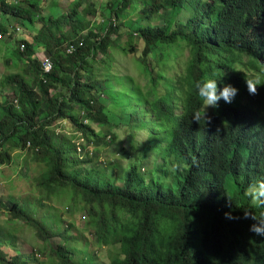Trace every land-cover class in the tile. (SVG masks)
I'll use <instances>...</instances> for the list:
<instances>
[{"label":"trees","instance_id":"obj_1","mask_svg":"<svg viewBox=\"0 0 264 264\" xmlns=\"http://www.w3.org/2000/svg\"><path fill=\"white\" fill-rule=\"evenodd\" d=\"M73 5L72 13L55 17L44 15L47 6L36 2L27 9L0 0L1 41L14 46L5 64L21 66L0 81V165L27 150L51 159L38 181L44 217H34L28 200L11 202V217L34 225L44 240L61 239L56 249L51 244L52 264H93L90 255L75 261L79 231L63 228L64 214L48 204L53 197H64L67 211L85 214L86 230L99 246L115 247L110 264H264V237L249 230L256 221L244 218L245 211L264 217V207L245 195L249 185L264 179V85L252 95L245 83V73L264 72V0H73ZM84 14L95 18L96 26ZM14 20L23 28L12 25ZM120 26L145 44L140 60L149 80L137 85V97L144 100L139 103L147 107L143 112L151 127L144 128L142 140L130 133L128 145L116 142L120 159L110 163L106 176H95L94 166L84 173L73 170V163L82 168L93 160L71 158L76 151L71 137L106 141L108 133L97 132L94 124H109L113 114L126 118L101 100L109 79L100 81L87 71L98 54L108 56L112 35H122ZM72 45L75 51L67 56L65 48ZM160 46L168 59L166 47L189 49L184 71L167 83V72L150 59ZM122 51L133 53L134 47ZM41 55L53 63L49 74ZM104 63L109 70L112 61ZM208 78L216 79L221 91L226 84L239 91L232 103L221 98L218 108H208L210 123H198L193 115L203 106L195 85ZM3 89L14 100L5 98ZM67 122L75 134L60 140L53 127ZM107 132L113 140L119 136L111 127ZM1 207L9 208L0 200ZM226 212L238 218H226ZM5 237L0 233L2 242L17 248L16 234ZM0 264L42 263L0 252Z\"/></svg>","mask_w":264,"mask_h":264},{"label":"rangeland","instance_id":"obj_2","mask_svg":"<svg viewBox=\"0 0 264 264\" xmlns=\"http://www.w3.org/2000/svg\"><path fill=\"white\" fill-rule=\"evenodd\" d=\"M45 1H47V5H44ZM103 1L104 0H102V2ZM8 2L12 4L14 2H20V5L27 9L30 7L31 2H36L43 8L47 6L48 9H45L46 11L43 10L44 15H47V11H49L50 14L55 17L72 13L74 6L73 0H8ZM85 5L83 7H85ZM79 13L81 14L82 12L80 11ZM85 16L87 15L84 14L83 17ZM86 20L90 22V26H96L97 24L93 17L87 16ZM128 21H130V17ZM11 23L18 27V29L23 28L21 23L17 22V20ZM26 26L30 30L33 29L29 24ZM118 30L122 32V35H112L111 42L114 47L109 49L107 52L108 56L107 54L106 56L102 53L98 54L94 68L87 69V71L88 75H93L95 79L100 81L101 79H105V81L109 79V83L105 84L106 94L102 96L101 100L105 105H108L114 113L121 112L126 118H121L113 114L110 116L111 122L109 124L101 125L100 123H95L94 128L97 132L101 134L108 133L106 141L101 140L98 143H94L85 140L81 144V152L79 153L76 147L77 151H73L71 157L74 161L86 160V157L92 158L93 162L84 165L82 168L79 167V163H73V167L76 166L73 170L84 173L90 171L92 166H94L93 175L95 176H102L108 173L110 169L113 168L110 163L120 159V156L115 151L116 142L123 141L128 145L130 143V133H134L133 135L136 134L138 136L137 139L142 140L146 136V130H144V128L151 127L150 117H146L145 112H143L147 107L139 103L144 100H138L139 97H137L139 92L137 85L141 84L146 86L149 80L145 72V63L140 60L145 44L135 33H133V37H131L130 33L132 32L127 28L120 26ZM1 40L3 41L4 39L0 38V81L8 75L18 73V70L21 68L20 65L17 66L14 64L13 66V64H5L6 56V58H13L14 46L13 44H6ZM132 46L134 47L133 53H125L122 51V48L129 49ZM162 49H164V47L160 46V48L155 51L157 52L155 55L156 57L151 55L150 59H155V61L161 65L158 70L162 68L163 71L167 72V76L164 79V83H167L170 79H177V76L184 71L189 57V49L182 47L178 48L176 46L166 47V51L172 55L169 59L162 52ZM161 52L163 53L164 60H160V58L157 57ZM40 57L44 58L46 56L41 55ZM108 59L112 61L109 70H107V67H105L106 63H104V61ZM164 63L166 66L163 65ZM243 69L245 68L243 67ZM128 76H131L134 80L130 79ZM87 78L88 76L84 79ZM118 86L120 88H118ZM165 87L167 88L166 85ZM140 88L143 89V87ZM1 92H4L5 98L7 97L10 100L14 97L12 92L8 89H3ZM151 99H154V97ZM2 116L3 114L0 112V119ZM127 123L135 126L133 127ZM154 123L157 128L160 127L157 121H154ZM110 127L116 133L119 132V136H117L115 140H113L112 135L109 134L110 132H107ZM53 129L57 130L60 140H63L64 134L68 137L75 134L73 124L69 122L65 123L61 128H56L54 126ZM71 139L72 141L74 140L76 144V140H79L80 137L77 139L71 137ZM78 142L81 143L80 140ZM68 145L69 144H66L67 147ZM13 156H16L14 157V161L11 160L4 165H0V200L5 202L7 207H9L8 209L4 207L0 208V233L2 238H6V233L13 232L16 234L18 236V249L9 245V242L4 243L0 240V252L6 253L9 258L20 255L21 262L31 256V258L39 259V262L42 264H52L53 259L56 258L52 245L54 249H56L61 239L53 237L49 240H44L39 235L34 225H29L28 223L13 219L10 211L11 202L26 203L25 201L28 200V202L31 203H28L30 208L35 212L34 217L38 220L44 217V210L37 204V198L43 194V190L38 186V181H40L45 170L50 169L47 161L50 162L51 159L49 156L46 157L43 155V159L41 160L42 157L39 159L31 150L21 153L20 156ZM159 161H161L160 158ZM124 165L125 162L123 163V166ZM120 166L122 167V164H120ZM117 182L121 183L120 180ZM49 200L50 199L47 201ZM48 204L55 214H64L65 221L62 225L63 228L70 227L71 229H77L79 231L78 238H81V243L72 247L75 252V261L77 263L82 262L87 255H90L93 264H110L109 252H113L115 247L99 246L96 243L95 235L91 231L86 230L85 214L80 211H76L75 213L67 211L68 206L66 205V199H64V197H53ZM36 249H38V251H36Z\"/></svg>","mask_w":264,"mask_h":264},{"label":"clouds","instance_id":"obj_3","mask_svg":"<svg viewBox=\"0 0 264 264\" xmlns=\"http://www.w3.org/2000/svg\"><path fill=\"white\" fill-rule=\"evenodd\" d=\"M245 74V83L249 93L252 95L258 94V86L264 85V72L253 73L251 75L247 73ZM195 88L202 101L204 111H196L193 115V120L199 123L201 119H205L207 124L210 123L212 119L207 115V109L209 107L218 108V102L221 100V98H223L226 103H232L234 97L239 91V89L234 87L232 84H226L221 91L218 81L213 78H208L206 80L197 82ZM77 141L78 140H76V142ZM177 167L178 165L173 166L172 171H175ZM245 195L250 199L253 205L264 207V179H260L255 184L249 185L245 190ZM229 199H231L230 196ZM225 217L229 219L238 218L233 217L231 212H226ZM244 218H250L253 221H256V223H253L250 226L249 230L256 236L264 237V217L257 219V217L252 212L245 211Z\"/></svg>","mask_w":264,"mask_h":264},{"label":"built area","instance_id":"obj_4","mask_svg":"<svg viewBox=\"0 0 264 264\" xmlns=\"http://www.w3.org/2000/svg\"><path fill=\"white\" fill-rule=\"evenodd\" d=\"M0 38H2V36H0ZM82 43H78V46H81ZM75 46L72 45V46H67L65 49V52H66V55L67 56H72L73 55V52L75 51ZM42 63H43V70H44V74H49L52 69H53V63L50 59L44 57L42 58ZM81 141V143H79L78 141ZM77 142H76V146H77V150L78 152L80 153L81 152V144L84 142V140L81 138L79 139Z\"/></svg>","mask_w":264,"mask_h":264}]
</instances>
